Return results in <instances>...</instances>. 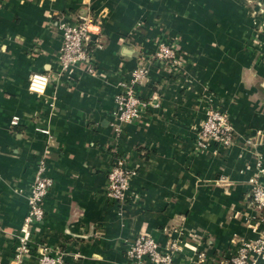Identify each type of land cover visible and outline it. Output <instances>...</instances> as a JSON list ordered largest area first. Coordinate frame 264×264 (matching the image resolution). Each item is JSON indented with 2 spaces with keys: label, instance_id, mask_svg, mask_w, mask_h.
Instances as JSON below:
<instances>
[{
  "label": "crops",
  "instance_id": "0c3cea01",
  "mask_svg": "<svg viewBox=\"0 0 264 264\" xmlns=\"http://www.w3.org/2000/svg\"><path fill=\"white\" fill-rule=\"evenodd\" d=\"M80 14L105 38L98 74L77 68L32 90L34 72L59 70V20ZM160 41L178 43L174 72L142 61ZM126 90L149 105L115 127ZM208 104L231 120L232 145L196 147ZM42 156L54 185L34 238L61 248L65 264H125L140 234L177 238L175 264L238 254L260 234L251 192L264 182V0H0V264H38L36 246L14 255ZM119 156L137 170L120 204L106 194Z\"/></svg>",
  "mask_w": 264,
  "mask_h": 264
},
{
  "label": "built area",
  "instance_id": "2783aa9c",
  "mask_svg": "<svg viewBox=\"0 0 264 264\" xmlns=\"http://www.w3.org/2000/svg\"><path fill=\"white\" fill-rule=\"evenodd\" d=\"M59 27L63 36L58 54L59 70L53 73L34 72L30 78V88L34 91H44L53 78L58 79L65 74L71 75L77 68L92 75L99 72L94 51L102 47L105 38L96 19L88 14H80L75 23L60 19ZM178 52L176 41H160L156 50L144 56L142 61L147 66L157 61L162 69L174 72L181 64ZM147 66L141 67L134 73L138 82L148 77ZM148 105L149 102L142 100L135 90L118 93L115 96L113 125L117 127L123 123L133 122L139 118L141 110ZM205 111V118L197 129L196 147L207 150L213 144L221 147L232 145L236 141V135L228 115L209 104ZM17 123L18 118L15 116L11 124ZM136 171L128 166L124 156L116 157L107 174V196L119 204L124 203L128 199V190ZM53 185L54 179L47 172V158L42 156L38 160L27 196L28 211L17 234L18 243L14 255L17 262L28 257L36 246L38 264H65V253L61 248L52 247L44 241L36 242L34 238L40 223L45 218L44 201ZM251 196L252 203L260 215L257 223L259 237L246 243L238 254L230 258L213 259L210 264H264V182H254ZM179 250L180 242L177 238H170L163 246L151 235L140 234L133 241L126 242L125 264H175V256ZM260 255L263 261L258 258ZM197 264L209 263L201 259Z\"/></svg>",
  "mask_w": 264,
  "mask_h": 264
}]
</instances>
